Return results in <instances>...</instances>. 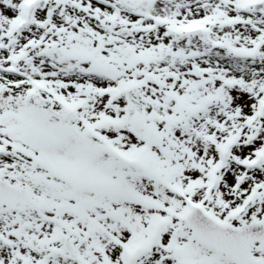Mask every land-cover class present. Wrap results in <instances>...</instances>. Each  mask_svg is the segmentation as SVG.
I'll use <instances>...</instances> for the list:
<instances>
[{
    "label": "snow or ice",
    "instance_id": "1",
    "mask_svg": "<svg viewBox=\"0 0 264 264\" xmlns=\"http://www.w3.org/2000/svg\"><path fill=\"white\" fill-rule=\"evenodd\" d=\"M0 264H264V0H0Z\"/></svg>",
    "mask_w": 264,
    "mask_h": 264
}]
</instances>
